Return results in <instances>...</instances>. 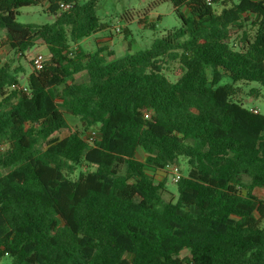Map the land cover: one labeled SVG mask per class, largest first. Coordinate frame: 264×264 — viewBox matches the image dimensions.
<instances>
[{
	"label": "trees",
	"instance_id": "obj_1",
	"mask_svg": "<svg viewBox=\"0 0 264 264\" xmlns=\"http://www.w3.org/2000/svg\"><path fill=\"white\" fill-rule=\"evenodd\" d=\"M100 1L0 0V49L46 50L27 76L0 65V264H264V114L236 86H264V0H154L181 27L110 62L78 45L107 28ZM31 6L54 21L19 22ZM181 158L166 200L146 166Z\"/></svg>",
	"mask_w": 264,
	"mask_h": 264
},
{
	"label": "rangeland",
	"instance_id": "obj_2",
	"mask_svg": "<svg viewBox=\"0 0 264 264\" xmlns=\"http://www.w3.org/2000/svg\"><path fill=\"white\" fill-rule=\"evenodd\" d=\"M228 5H231L230 0ZM154 0H101L98 4L97 14L101 19V22L107 27L105 31L97 36H89L90 39L79 41L82 48L87 53H93L98 45V41L108 40V43L103 46L106 51L102 54L104 55L106 61L110 62L126 54H135L141 50H148L151 48L153 42L164 37L168 32L176 30L181 27L182 21L174 11V7L170 2H161L154 9H150V6ZM238 2V0H234ZM216 11L219 13L222 10L220 4L215 5ZM44 8L41 6L26 7L20 10V14L17 17L18 21L21 23H35V24H45L54 21V18L45 13ZM128 13V14H127ZM185 17H188L186 9L182 10ZM132 17L130 21L125 20L124 15ZM146 17L144 23H141V19ZM140 20V21H139ZM250 22H246L245 30L249 35H254L255 30L249 26ZM120 28V32H116V29ZM253 29V30H252ZM124 30L127 33H124ZM4 31L0 30V39L4 35ZM238 37L242 35V31L237 32ZM88 38V37H87ZM100 39V40H99ZM36 45L33 49L26 53L25 57H22L9 49H0V65H7L11 69L22 67L25 70L26 76L32 71V66L30 62H33L37 55L45 56L46 50L40 41L35 42ZM177 70V65H172L167 71V76L171 80H175V72ZM87 80V76L80 74L76 78L77 83H84ZM228 79L224 78L221 85L228 83ZM22 86L25 85L23 81ZM240 89L239 99L245 98V105L253 110H257L261 114H264V86L256 83H238L236 84ZM257 90L260 95L256 97L249 96L251 90ZM67 120L70 129H77L83 133H86L87 128L82 125L79 120L75 117L67 116ZM69 133L65 130L61 136H65ZM147 158V152L140 148L137 151V159L145 162ZM182 176H186L189 167L187 166L185 158L178 160L176 164ZM146 172L153 179L157 181H163L166 184V188L169 191L164 193V198L166 200H174L177 198L176 184L172 180V169L171 166L166 167L163 170H154L146 166ZM254 193L260 198L264 199V190L255 189ZM264 226V223L262 224ZM188 252H183L182 256H187ZM127 258L131 259L130 255ZM1 264H12L10 258L5 257L2 259Z\"/></svg>",
	"mask_w": 264,
	"mask_h": 264
},
{
	"label": "built area",
	"instance_id": "obj_3",
	"mask_svg": "<svg viewBox=\"0 0 264 264\" xmlns=\"http://www.w3.org/2000/svg\"><path fill=\"white\" fill-rule=\"evenodd\" d=\"M208 3L211 2V0H207ZM62 7L64 9H68L70 8V5H62ZM121 29L120 28H117L116 29V32H120ZM21 55V54H19ZM44 56L43 55H37L34 60H33V65H32V69L33 70H41L44 66ZM255 112H258L257 110H254ZM171 169H172V180L175 184H177L180 180V178L182 177L181 175V171L179 169V167L177 165H172L171 166Z\"/></svg>",
	"mask_w": 264,
	"mask_h": 264
},
{
	"label": "crops",
	"instance_id": "obj_4",
	"mask_svg": "<svg viewBox=\"0 0 264 264\" xmlns=\"http://www.w3.org/2000/svg\"><path fill=\"white\" fill-rule=\"evenodd\" d=\"M105 30H103V31H101V32H99V33H97V34H94V35H92V36H97L98 34H101V33H103ZM88 39H90L89 37L88 38H84V40H88ZM100 40V39H99ZM98 43V47H103V46H105L107 43H108V40H103V41H98L97 42ZM78 45L80 46V47H82L81 46V44L80 43H78ZM98 47H97V49H98ZM97 49L95 50V51H97ZM94 51V52H95ZM93 52V53H94ZM33 70V69H32ZM25 76H22V78H24Z\"/></svg>",
	"mask_w": 264,
	"mask_h": 264
}]
</instances>
